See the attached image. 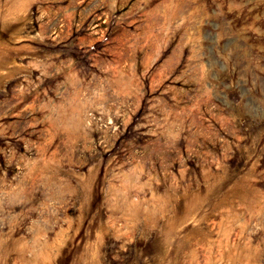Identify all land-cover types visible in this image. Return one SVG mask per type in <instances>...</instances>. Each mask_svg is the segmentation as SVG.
Returning a JSON list of instances; mask_svg holds the SVG:
<instances>
[{
  "label": "rangeland",
  "instance_id": "374dc122",
  "mask_svg": "<svg viewBox=\"0 0 264 264\" xmlns=\"http://www.w3.org/2000/svg\"><path fill=\"white\" fill-rule=\"evenodd\" d=\"M0 264H264V0H0Z\"/></svg>",
  "mask_w": 264,
  "mask_h": 264
}]
</instances>
